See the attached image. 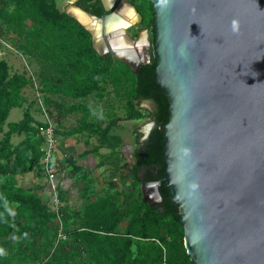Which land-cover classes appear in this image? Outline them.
<instances>
[{"label":"water","instance_id":"1","mask_svg":"<svg viewBox=\"0 0 264 264\" xmlns=\"http://www.w3.org/2000/svg\"><path fill=\"white\" fill-rule=\"evenodd\" d=\"M99 1L100 16L74 6L92 30L72 16L97 54L137 71L149 59L125 38L135 21L119 26L121 0ZM149 1L152 75L168 101L163 181L185 253L195 264H264V0ZM155 184H140L146 203Z\"/></svg>","mask_w":264,"mask_h":264},{"label":"trees","instance_id":"2","mask_svg":"<svg viewBox=\"0 0 264 264\" xmlns=\"http://www.w3.org/2000/svg\"><path fill=\"white\" fill-rule=\"evenodd\" d=\"M128 1L140 16V26L149 28L153 40L154 6L149 0ZM72 4L94 16L104 14L99 0H73ZM6 33L18 39L22 53L41 59L51 68L53 77L46 74L37 80L39 91L78 100L89 94L101 99L108 84L123 99L126 119L140 118L137 103L151 101L153 107L147 112L154 127L142 144L136 142L128 168L116 171L119 178L128 179L127 187L117 189L110 181L102 195L87 201L81 209L72 212L66 205L60 206L59 220L66 238L56 241L58 222L48 199L16 185L14 179L15 174L28 172L32 167L44 176L39 150L42 140L31 125L32 116L23 110L17 121L7 122L2 130L9 110L25 102L21 92L31 86L30 76L10 73L8 64L0 59V249L5 252L0 255V264H195L183 248L179 205L171 201L163 181L166 164L162 126L168 120V101L155 84L153 57L134 72L108 53L97 54L89 32L72 15L59 9L54 0H0V37L3 39ZM44 98L43 102L48 103ZM88 106L78 102L68 110L86 112ZM117 120L118 117L108 116L103 127H99L83 119L69 134L87 131L99 141L106 140L109 128ZM14 134L24 137L12 146L10 139ZM93 150L96 152L97 147ZM65 161L74 175L78 166L73 160ZM64 164L55 158L50 163L58 173ZM102 164L100 161L98 165ZM141 182H158V207L141 198ZM74 217L78 218L76 224L71 223ZM123 220V229L118 231Z\"/></svg>","mask_w":264,"mask_h":264},{"label":"rangeland","instance_id":"3","mask_svg":"<svg viewBox=\"0 0 264 264\" xmlns=\"http://www.w3.org/2000/svg\"><path fill=\"white\" fill-rule=\"evenodd\" d=\"M124 1V0H123ZM55 5L67 12L70 15H73V12L75 13L74 9H71L73 6V0H54ZM134 20V18L132 19ZM126 35L130 39H136L139 35H143V39H145L143 46H139V50L142 53L143 60H145V57H148V59L152 56V40L150 39L151 32L149 31L148 27L142 28L140 26V19L135 24L127 27L125 30ZM4 42L6 45H3L0 43V59H3L9 66V72H17V73H23L25 76H29V74L33 75L37 80H39V77H42L43 75H49L53 77V73L51 68L41 59L35 57V56H28L22 53V51L18 48L17 43L18 39L10 34L6 33L4 38ZM40 88V84H39ZM105 91H103L104 96L101 99H96L94 95L89 94L83 99H71L66 97H61L59 95H52L48 92L40 91L41 99L43 100V97L48 99L47 102H43L44 109L47 115L48 120L54 127L55 137L59 139H62L63 135L68 134L71 130L77 128L82 122L83 119L86 121H93L99 127H103L104 122L106 121L107 117L113 116L118 117V120H126L124 124L131 125L130 127L132 130L137 129V125H141V132L137 133V138L144 140L145 135L147 131L151 129L152 121L150 120L148 116V110H150V104L149 103H143V106L139 105L137 103V107L139 110V113L142 114L141 120L139 122H133L130 121V119H126L124 117L125 115V109H124V101L120 97H117L112 91L110 86L107 84L104 87ZM22 95L25 97V102L22 103L20 107L11 108L7 114V117L4 121V124L2 125V130H5L6 126L5 124L7 122H15L21 117V113L23 110L29 111V114L32 116V119L34 122H31V125H35V123L41 121L42 116L40 114V111L37 107V101L35 99L34 90L30 85H27L22 90ZM44 98V99H45ZM78 102L82 103L85 102L89 106L86 109V112H84V109L79 110H71L69 111V107L72 104H77ZM136 125V126H135ZM94 127V124L93 126ZM111 127L114 128L112 125ZM110 127V128H111ZM109 128V129H110ZM115 128H117L115 126ZM75 134V141L78 142V146L76 150L74 151L75 155L81 156L83 155V149H90V147L94 144H97L99 142V139L96 137L89 135V132L83 131L81 133H74ZM1 137V133H0ZM23 134L19 135H12L10 139L11 145H15L18 143L22 138ZM94 137V138H93ZM144 138V139H143ZM85 144H84V142ZM85 147V148H84ZM79 150V151H78ZM86 150V151H88ZM78 151V152H77ZM63 152H61L62 155ZM65 155V154H64ZM64 159H68L67 156H65ZM128 159H131V154L129 158H124L123 156H117L115 158L114 162L109 163L105 168H101L99 173L95 172V174H92L90 172L89 167L81 168L77 170V172L72 175L69 173L67 176L72 179L71 180V187L70 189H66L61 192V197H59L60 204L66 205L70 211L75 212L89 200H95L97 197L103 194L104 189H106L107 184L112 181L117 189H122L128 186V179L126 178H119L117 176V169H120L124 167L123 169L128 168ZM126 164V165H125ZM125 165V166H123ZM116 167V168H114ZM106 170H109L110 174H112L113 177L109 176L108 172ZM115 172V173H114ZM16 185H19L23 188H28L31 191H34L39 197H42L43 188L40 189V185H44V176L39 173L38 170H36L34 167H32V170L28 172L23 173H17L14 176ZM140 187V186H139ZM146 189V188H145ZM140 191V188H139ZM145 195L147 198H149L150 202H154L155 198L153 195V191L151 188H147L145 190ZM43 198V197H42ZM47 199V198H46ZM132 215V214H131ZM78 218L74 217L71 220L72 224H76V220ZM126 220V219H125ZM121 222L117 228L118 231H122L124 222ZM9 237H12V233L9 234ZM14 250V249H13ZM33 264V263H32Z\"/></svg>","mask_w":264,"mask_h":264},{"label":"crops","instance_id":"4","mask_svg":"<svg viewBox=\"0 0 264 264\" xmlns=\"http://www.w3.org/2000/svg\"><path fill=\"white\" fill-rule=\"evenodd\" d=\"M120 2H121V4H120V7L118 9L119 12H118V15L116 14V17L119 20L125 21L126 23H128V20H130V19L132 22L135 21L134 24L137 21H139V19H140L139 14H138V17H135L133 14V11L129 7L132 4L129 1L125 2V1L121 0ZM71 9H74L76 11L78 10L75 7H72ZM128 12L129 13L131 12V14L129 15ZM133 18H134V20H132ZM110 22H112V21H110ZM131 25H133V24H131ZM131 25H129V26H131ZM124 35H125L126 40L130 39L126 35L125 31H124ZM133 40L135 41V45L132 46L134 51L139 50V46L140 45L143 46V43L145 41V39H142L141 41H139V35L136 39H133ZM143 103H146V104L149 103L150 108L153 107L152 102L149 100H141L139 102V105L143 106ZM139 120H141V117L138 119H130V121H132V123L133 122L137 123V122H139ZM124 122H126V120H122V119L117 120L115 122V124H113L114 128L111 127L108 130V132L106 134V140H100L97 144L92 145L90 147L88 153L83 154L81 156L75 155V153H74V151L76 150V148L78 146V142H76L74 140L75 139L74 133H72V134L68 133L66 135H63L62 139H59V141H58V138L56 137L57 147H56L55 159H59L61 162H65L64 169L62 171L63 173L57 179L59 181L58 187H57L58 196H59L60 190H61L60 192H62L66 189L72 188L71 184H70L72 179H70L67 176L70 173L71 166H70V164L69 165L67 164V161H65V159H64L65 156H67L69 160H73L74 164L77 165L78 168L80 167V169L89 167V170H90V172H92V174H95V172H97V173L101 172L100 169L102 167L105 168L109 163L114 162L115 158L117 156L118 157L123 156L126 159L130 157V154H131L133 148L136 146L135 145L136 142H138V143L143 142L142 138L138 139L136 136L138 132H141V130H140L141 125H137V129L132 130L130 128L132 126L130 124L126 125V124H124ZM115 126L117 128H115ZM152 127H153V125H151V128ZM148 131H147V133H148ZM92 136H94V135H92ZM94 137H96V136H94ZM145 137H146V135H145ZM84 144H85V142H84ZM95 146L97 147L96 152H94V150H93V148ZM81 150H83V153H84V151L88 150V148L87 149L81 148ZM61 152H63L62 155H61ZM100 161H103V164L101 166L98 165L100 163ZM128 162H129V159H128ZM108 171L109 170H106V172H108ZM110 172H108L109 176L113 177L112 174H110ZM44 181H45V178H44ZM42 188H43V192L41 194H42L43 199H46V198L48 199V186L46 184V181H45L44 186Z\"/></svg>","mask_w":264,"mask_h":264},{"label":"built area","instance_id":"5","mask_svg":"<svg viewBox=\"0 0 264 264\" xmlns=\"http://www.w3.org/2000/svg\"><path fill=\"white\" fill-rule=\"evenodd\" d=\"M0 43L6 45L1 37H0ZM29 76L31 80V87L34 90L35 99L37 101V107L42 116L41 121L35 123L34 127L36 129V135L40 137L42 140L41 145L39 147V150L41 152L40 163L44 172V178L46 184L48 186V204L50 210L56 217V221L58 222L57 230H56V241L58 239L63 240L66 237L61 230V225L59 220V217L61 215L60 213L61 204L57 193V187L59 183L57 179L61 176L63 172L61 171L58 173L57 171H54L50 165L52 160L55 158L57 140L55 137L54 127L47 118L37 81L33 75L29 74ZM34 264H39V262L36 261L34 262Z\"/></svg>","mask_w":264,"mask_h":264},{"label":"bare ground","instance_id":"6","mask_svg":"<svg viewBox=\"0 0 264 264\" xmlns=\"http://www.w3.org/2000/svg\"><path fill=\"white\" fill-rule=\"evenodd\" d=\"M105 1H108V0H105ZM73 14H74V16H75V18L77 17V19L82 23V24H84L86 27H88L89 29H91L92 30V19L90 18V17H88V16H86L85 14H83L82 12H80V11H76L75 10V13L73 12ZM128 14L130 15L131 14V12L129 13L128 12ZM135 16V15H134ZM91 20V21H90ZM120 21V25L119 26H121V27H124L126 24H128V23H132V21H131V19L130 20H128V23H126L125 21H123V20H119ZM109 22V29H111V28H114V27H117L116 26V23H111L110 21H108ZM136 54V53H135ZM141 55H142V53H141ZM137 56V55H136Z\"/></svg>","mask_w":264,"mask_h":264},{"label":"flooded vegetation","instance_id":"7","mask_svg":"<svg viewBox=\"0 0 264 264\" xmlns=\"http://www.w3.org/2000/svg\"><path fill=\"white\" fill-rule=\"evenodd\" d=\"M125 2H128V0H124ZM118 2V0H116V3ZM75 17V16H74ZM77 18V17H76ZM143 39V36L142 35H140V38H139V41H141ZM125 47H124V45H121V46H119L118 48H116V49H124ZM140 51V50H139ZM141 52V51H140ZM135 53H137L136 51H135ZM109 54V53H108ZM110 55V54H109ZM111 56V55H110ZM138 56V55H137ZM113 57V56H112ZM149 133V132H148ZM148 133H147V135H148ZM147 135H146V137H145V139L143 140V142L146 140V138H147ZM143 142H141V144L143 143ZM142 173H143V170H140L139 171V175H142ZM155 187H156V190H157V193H158V198L157 199H155L154 200V202H151V203H149V204H151V205H153L154 207H158L159 205H160V203H161V199H160V194H159V192H158V184H155Z\"/></svg>","mask_w":264,"mask_h":264},{"label":"clouds","instance_id":"8","mask_svg":"<svg viewBox=\"0 0 264 264\" xmlns=\"http://www.w3.org/2000/svg\"><path fill=\"white\" fill-rule=\"evenodd\" d=\"M4 254H5L4 250L0 249V255H4Z\"/></svg>","mask_w":264,"mask_h":264}]
</instances>
